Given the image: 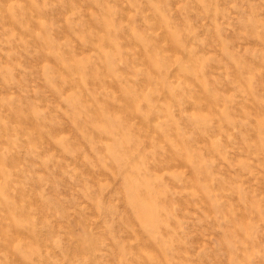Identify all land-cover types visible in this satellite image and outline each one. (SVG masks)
I'll return each mask as SVG.
<instances>
[{"label": "rangeland", "instance_id": "rangeland-1", "mask_svg": "<svg viewBox=\"0 0 264 264\" xmlns=\"http://www.w3.org/2000/svg\"><path fill=\"white\" fill-rule=\"evenodd\" d=\"M0 264H264V0H0Z\"/></svg>", "mask_w": 264, "mask_h": 264}, {"label": "bare ground", "instance_id": "bare-ground-1", "mask_svg": "<svg viewBox=\"0 0 264 264\" xmlns=\"http://www.w3.org/2000/svg\"><path fill=\"white\" fill-rule=\"evenodd\" d=\"M18 236V235H17ZM33 239V238H32Z\"/></svg>", "mask_w": 264, "mask_h": 264}]
</instances>
